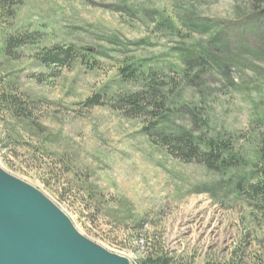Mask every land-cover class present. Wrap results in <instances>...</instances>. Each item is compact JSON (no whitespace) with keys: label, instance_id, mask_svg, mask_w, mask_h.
<instances>
[{"label":"rangeland","instance_id":"1","mask_svg":"<svg viewBox=\"0 0 264 264\" xmlns=\"http://www.w3.org/2000/svg\"><path fill=\"white\" fill-rule=\"evenodd\" d=\"M203 41L226 75L201 56L216 80L193 91L178 48ZM56 47L72 57L47 66ZM135 61L169 75L180 98L201 95L206 133L232 147L229 170L170 154L143 129L150 119L113 108L137 86L120 75ZM3 94L32 108L17 116L0 100L1 168L91 241L130 264L157 251L178 264H264V210L248 189L264 133V0H12L0 6ZM97 95L101 104L88 102Z\"/></svg>","mask_w":264,"mask_h":264},{"label":"trees","instance_id":"2","mask_svg":"<svg viewBox=\"0 0 264 264\" xmlns=\"http://www.w3.org/2000/svg\"><path fill=\"white\" fill-rule=\"evenodd\" d=\"M10 1L12 0H0L1 8L4 9L7 2ZM188 22V19L180 21L181 24L189 27ZM200 26L202 25L198 26L199 30ZM13 43L14 39H10L9 46ZM211 46L210 41H203L197 48L193 46L178 48L180 66H176L178 69L176 72L180 73L183 80L190 84L193 91L200 89L201 85L211 84L215 82L213 80H216L209 70L206 72L204 63L198 64V59L201 56L207 63L215 62L216 65H213V68L219 74V78L226 75L223 64L212 58ZM7 48L10 50L8 46ZM72 51L73 47L67 49L56 47L55 50L47 52L42 61L47 66L60 65L72 57ZM120 75L121 81L137 84V86L116 94L114 109L122 111L125 116L130 118L150 119L148 125L143 129L149 130L146 133L152 142H160L170 154L187 162L197 161L213 172L224 174L229 170L232 147L229 142L220 139L218 135L206 133L210 120L203 119L207 113L202 109L203 98L201 95L198 94L199 99L196 101L180 98L181 92L169 75L158 72L139 61L125 64L120 69ZM0 100L5 102L17 116L28 117V108H32V104L23 102L16 95L3 94L0 96ZM100 100L97 95L88 102L101 104ZM172 105L175 107L173 108ZM180 114L184 121L183 127L177 126L173 120V116ZM256 166H258V170L253 174L257 175V180L249 185L248 189L249 193L257 200V206L264 210V133L259 137ZM145 264L178 263L169 258L165 252L157 251L149 255Z\"/></svg>","mask_w":264,"mask_h":264},{"label":"water","instance_id":"3","mask_svg":"<svg viewBox=\"0 0 264 264\" xmlns=\"http://www.w3.org/2000/svg\"><path fill=\"white\" fill-rule=\"evenodd\" d=\"M0 264H130L81 234L34 186L0 166Z\"/></svg>","mask_w":264,"mask_h":264}]
</instances>
